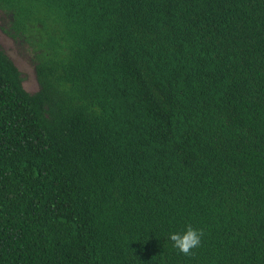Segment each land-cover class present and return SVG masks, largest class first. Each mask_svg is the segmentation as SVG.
<instances>
[{"label":"trees","instance_id":"16d2710c","mask_svg":"<svg viewBox=\"0 0 264 264\" xmlns=\"http://www.w3.org/2000/svg\"><path fill=\"white\" fill-rule=\"evenodd\" d=\"M0 19L39 83L0 46V264H264V0H0Z\"/></svg>","mask_w":264,"mask_h":264},{"label":"rangeland","instance_id":"374dc122","mask_svg":"<svg viewBox=\"0 0 264 264\" xmlns=\"http://www.w3.org/2000/svg\"><path fill=\"white\" fill-rule=\"evenodd\" d=\"M2 20L0 19V46L12 58L16 66L22 72L25 78L24 87L29 93L39 91V83L36 78L35 66L32 63L30 55L26 50L19 48L13 39H11L2 30Z\"/></svg>","mask_w":264,"mask_h":264},{"label":"clouds","instance_id":"9594fccd","mask_svg":"<svg viewBox=\"0 0 264 264\" xmlns=\"http://www.w3.org/2000/svg\"><path fill=\"white\" fill-rule=\"evenodd\" d=\"M202 235L200 230L188 226L182 232L171 233L170 239L178 251L189 254L201 244Z\"/></svg>","mask_w":264,"mask_h":264}]
</instances>
